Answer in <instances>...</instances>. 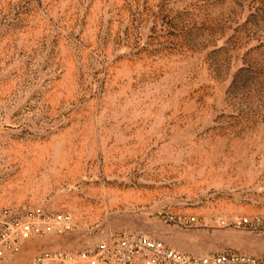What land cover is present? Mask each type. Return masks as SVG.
<instances>
[{
    "label": "rangeland",
    "instance_id": "rangeland-1",
    "mask_svg": "<svg viewBox=\"0 0 264 264\" xmlns=\"http://www.w3.org/2000/svg\"><path fill=\"white\" fill-rule=\"evenodd\" d=\"M0 208L264 256V0H0Z\"/></svg>",
    "mask_w": 264,
    "mask_h": 264
},
{
    "label": "built area",
    "instance_id": "built-area-1",
    "mask_svg": "<svg viewBox=\"0 0 264 264\" xmlns=\"http://www.w3.org/2000/svg\"><path fill=\"white\" fill-rule=\"evenodd\" d=\"M195 221L192 219L189 223ZM237 225L264 226V222L243 219ZM72 227L73 217L68 213H18L0 208V262L19 254L25 243L33 238L61 235ZM33 264H264V256L235 252L205 256L187 254L145 234L123 232L81 251L56 250L39 254Z\"/></svg>",
    "mask_w": 264,
    "mask_h": 264
}]
</instances>
